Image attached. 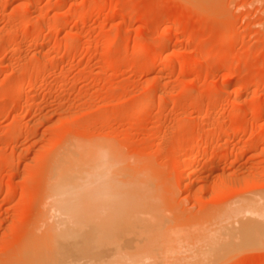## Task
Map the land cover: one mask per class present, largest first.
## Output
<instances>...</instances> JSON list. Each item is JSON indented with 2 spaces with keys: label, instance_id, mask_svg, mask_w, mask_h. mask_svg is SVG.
<instances>
[{
  "label": "rangeland",
  "instance_id": "374dc122",
  "mask_svg": "<svg viewBox=\"0 0 264 264\" xmlns=\"http://www.w3.org/2000/svg\"><path fill=\"white\" fill-rule=\"evenodd\" d=\"M65 155L129 184L134 202L110 204L131 208L128 231L177 235L179 253L165 237L142 246L144 264H264V244L237 233L264 204V0H0V264L50 238ZM79 159L70 170L87 174ZM92 181L74 199L106 211L107 182ZM98 255L64 263L109 262Z\"/></svg>",
  "mask_w": 264,
  "mask_h": 264
},
{
  "label": "bare ground",
  "instance_id": "6f19581e",
  "mask_svg": "<svg viewBox=\"0 0 264 264\" xmlns=\"http://www.w3.org/2000/svg\"><path fill=\"white\" fill-rule=\"evenodd\" d=\"M173 56V55H172ZM170 59V58H169ZM157 60V59H156ZM173 61V60H172ZM23 89H25V87H22L21 88V90H23ZM25 91V90H24ZM21 92V91H20ZM149 104V103H148ZM149 106H151L150 104H149ZM197 144V143H196ZM77 152V151H76ZM79 152H81V151H78V154H79ZM84 153V152H83ZM72 155V154H71ZM70 155V156H71ZM85 155V154H84ZM83 155V156H84ZM66 157H62V160L64 161V160H66V161H64V163L66 162H68L69 161V163H71L72 165H73V167H74V165L77 163V162H75V161H73L72 162V157H73V159L74 158H77L78 157V159H79V156H67V155H65ZM87 156V155H86ZM64 158V159H63ZM66 158V159H65ZM69 158V159H68ZM82 158H84V157H82ZM85 159H87V158H85ZM85 159H83V160H85ZM92 159V158H91ZM61 160V159H60ZM59 160V161H60ZM68 160V161H67ZM71 160V161H70ZM80 160V159H79ZM58 161V162H59ZM91 161V160H90ZM198 161H199V158L198 157H195L193 160H192V162L190 163V165L188 166V168H189V170H190V173H189V176H193L195 173H194V170H193V168L195 167V165L198 163ZM62 162V161H61ZM61 162H59L60 164H61ZM80 164H81V167L79 166V164L78 165H76V167L77 166H79L80 168H82V161L80 160ZM86 163H85V165H91L90 163H89V161H85ZM91 162H93V160L91 161ZM98 162V161H97ZM97 162H95L96 164H97ZM66 163L64 164V169H62L63 167H61V171L60 172H58V170L57 171H54L53 169V173L55 172H58V173H56V175L55 174H53V175H55L56 176V179H57V182H60V181H62V182H65V181H67V180H70V181H68L67 183L70 185V186H68V185H63V186H56L57 188V190H60V192L59 193H57V196H56V199L58 200L56 203H54L55 204V206H56V209H57V211L59 212V218L57 217V218H55V216H54V218L55 219H59L58 220V222H57V224H53V226H51L50 228V230H48L49 232L51 231V233H50V238L48 239V240H46V241H42V243H32V245L30 246V248H29V250H27V254L26 255H28V258H27V256H25V258L27 259V260H25L26 261V263L27 264H65L64 262L65 261H68L67 259H69V258H73L74 257V259L75 258H80L81 259V261L82 260H84V259H86V260H93V258L92 257H94L95 255H100V254H102V255H100V256H102V260H104V262L105 261H109V262H106L105 264H110L112 261H123L124 259L125 260H130V262L131 263H138V264H141V263H143V261L145 260V259H147V257H149V255H147V254H151L152 252H153V250H152V252H150L149 251V249L148 250H145L144 248L145 247H143L142 248V246H146V247H148V246H151L154 242H155V239H156V242L158 243V237H159V243H160V239L162 238H164L163 239V241L165 242L166 241V239H168V237L169 236H167L166 234H165V236H163V234L165 233V231H166V233H167V231L168 232H171V231H169L170 230V228H167L168 230H166L165 228H163V227H161L160 226V229L162 228V229H165V230H160V233L158 232V234H161L162 232H164V233H162L161 235L163 236H160V235H155L154 234V232L153 231H151L152 230V228L151 229H149V227H147V226H144L145 224L143 223V225H140L139 224V221H138V224H139V226H137L138 228H136V229H134L133 230V232L131 233L130 231H128V229H126L127 228V226H126V224H127V222H129L130 223V225H131V222L130 221H127V220H125L126 221V224H125V221H123V219L121 220V218L120 219H118V215L119 216H121L122 215V217H126L127 215H129L128 216V218H132V216H133V214H132V211H130V209L128 210L127 208H125L127 211L126 212H130L131 213V215H130V213L129 214H126V212H125V214H126V216L124 215L123 216V213H121V208H119L120 207V205H118L119 207H117V208H119V214H117V216L115 217V215H113L114 213H112V211L114 210H111L110 209V206L111 205H113V204H111V201L112 202H115L114 200H116V202L114 203V204H116L117 202L119 203V204H126L125 202H134L133 200H132V195H130L131 193V189H127L126 188V186L128 185L129 186V184L127 183V182H123V181H125V180H119V177H117V176H114V177H110L109 178V180H108V178H107V181H105V178L103 177V174H102V171L100 172V175H99V171L97 172L96 171V173H94V175H89L88 173L89 172H91L90 170H89V168H88V166H86L87 168H85L84 169V167L82 168V169H84V170H89L88 172H87V174H83V170H82V173H73L75 170H73L72 171V169L70 170V168H71V166L72 165H70V164H68V165H70V166H66L65 167V165H66ZM74 163V164H73ZM79 163V162H78ZM58 164V163H57ZM57 164H55V165H57ZM83 165H84V162H83ZM84 165V166H85ZM92 165H94V164H92ZM63 166V165H62ZM98 165H96V167H97ZM52 167H55V166H52ZM57 167H59V165H57L56 166V168ZM75 167V168H76ZM92 167V166H91ZM95 167V166H94ZM60 168V167H59ZM99 168V167H98ZM55 169V168H54ZM56 170V169H55ZM77 170H81V169H79L78 167H77ZM76 170V171H77ZM94 171H95V169H93ZM72 171V172H71ZM94 171H92V173L94 172ZM104 171V170H103ZM80 172V171H79ZM105 172V171H104ZM106 173V172H105ZM80 174V175H79ZM84 176H83V175ZM95 174H98L99 176H100V178L96 175L95 176ZM111 174V173H110ZM87 175H89V177L87 176ZM106 175H109V174H107L106 173ZM114 175H117V174H114ZM94 176V177H93ZM72 177V178H71ZM85 177H88V178H85ZM92 177V178H91ZM98 177V178H97ZM71 178V179H70ZM96 178V179H95ZM104 178V179H103ZM190 178V177H189ZM75 179V180H74ZM82 179V180H81ZM83 179H85V181L83 180ZM89 179V180H88ZM93 179H95V181H92ZM98 179V180H97ZM100 179H103L104 181H105V183L107 182V185H106V189H107V194L110 196V199H108L109 200V202H106V203H108V207H109V209H107L106 211L105 210H103V211H101L102 210V208H103V205H102V207H100L101 208V210H93V209H89V211L90 210H92L90 213H89V211H87L85 208L87 207V206H92V207H95V205L93 206V205H91L92 203L90 202V201H88L87 199H85V198H87L86 197V195H84V197H82V194H80V197H79V199H84V200H87V202L86 201H84L86 204H87V206H85L84 205V203H83V205L84 206H81V202H80V208L78 207L79 206V203L78 202H76V200L78 199H74V197H77L78 196V194L77 193H79V191L80 190H82L81 188H84L83 187V185H85V186H87V188L89 187V184L91 185L92 183H90L91 181L94 183L95 182V184L96 183H98V185H99V182H102V181H99ZM59 180V181H58ZM72 180H74V182H75V185H72ZM131 180V179H130ZM186 180V179H185ZM53 181H55V180H53ZM88 181V182H87ZM90 181V182H89ZM96 181H98V182H96ZM120 181H122V183H126V186L125 185H123ZM52 182V180H50V183ZM72 182V183H71ZM76 183H80L79 185L77 184L76 185ZM85 183V184H84ZM104 183V182H103ZM61 184H63V183H60V185ZM94 184V185H95ZM122 184V185H121ZM102 184L100 183V185L99 186H101ZM104 185V184H103ZM96 186H97V184L95 185V188H96ZM127 186V187H128ZM60 187V189H58ZM90 188V187H89ZM88 188V189H89ZM94 188V189H95ZM97 188H104L103 186H101V187H97ZM129 188V187H128ZM131 188V187H130ZM55 189V190H56ZM78 189H80V190H78ZM96 190V189H95ZM100 190V189H99ZM83 191V190H82ZM97 191V190H96ZM102 192H104V190H101ZM49 192H50V190H49ZM91 191H89L88 192V194L90 193ZM133 193V192H132ZM50 194V198H51V193H49ZM76 194L77 196H74V195ZM107 194H104V198H109V197H106V196H108ZM73 196V197H72ZM90 196V195H89ZM91 196L93 197V195L91 194ZM49 197V196H48ZM94 197H96L97 198V200H98V196L97 195H94ZM93 197V198H94ZM130 197V198H129ZM135 197V196H134ZM53 198H55V197H53ZM103 197H101V201L103 200L102 199ZM74 199V200H73ZM95 199V198H94ZM50 200V199H49ZM55 200V199H54ZM100 200V199H99ZM98 200V201H99ZM108 200H105V201H108ZM100 201V202H101ZM257 201H259V200H257ZM47 202V201H46ZM88 202H90V203H88ZM122 202H124V203H122ZM241 202V201H240ZM102 203H104V201H102ZM102 203H100V204H102ZM137 203V202H136ZM244 203V202H243ZM249 203V202H248ZM88 204H90V205H88ZM97 204H99V202L97 203ZM111 204V205H110ZM129 204H131V203H129ZM135 204V203H134ZM134 204H132V205H134ZM261 204H263V203H261ZM138 205V204H137ZM143 205V204H142ZM246 205H247V202H246ZM257 205V204H256ZM255 205V206H256ZM54 206V205H53ZM53 206H51L50 205V207H53ZM54 206V207H55ZM131 206V205H130ZM238 206H239V204H238ZM250 207H248L249 209H250V211H246V212H244V210H242L241 212H243L242 214H240V217H241V215L243 216V214H246L247 212H250V214H251V216L252 217H254V215L256 216V214L255 213H257V215L258 214H260V215H258L257 216V218H255L254 220H252V223H251V219L252 218H249L248 219V221L250 220V223H247V216H246V218L244 217V219L243 220H245V222L247 223V224H245V222L244 221H242V220H240V221H242V223H244V224H242L240 221V225H242V228H241V230L239 229V227H238V229H237V233L239 232V231H241L242 232V235H243V238H244V242H248L249 240H250V243L252 242V243H256V244H258V241L262 244H264V204L263 205H261L260 206V209L258 208V207H255L254 205H252L251 203H250V205H249ZM258 206V205H257ZM82 207V208H81ZM83 207H85L84 208V210H83ZM108 207H104V208H108ZM112 207V206H111ZM114 208H116V205L115 206H113ZM131 207H134V206H131ZM236 207L237 206H235V209H236ZM246 207V206H245ZM247 207L245 208V210L247 209ZM77 208H79L80 209V211L77 209ZM89 208V207H88ZM87 208V209H88ZM100 208H98V209H100ZM138 208V207H137ZM157 208V207H156ZM254 208L255 209H257V211H255L254 210ZM52 209V208H51ZM55 209V210H56ZM123 209V208H122ZM138 209H142V208H138ZM111 210V211H110ZM134 210V209H133ZM146 210V209H145ZM148 210V209H147ZM251 210H253V212H251ZM54 211V210H53ZM81 211H82V213H85V215H83L82 213H81ZM84 211V212H83ZM87 213H86V212ZM109 211L111 212L110 214L112 215V217H115L117 220H116V222H113V219L114 218H112V217H110L109 216V218H107V219H109V220H107L106 219V217H107V212L109 213ZM123 212H124V209L122 210ZM50 212H51V210H50ZM233 212V211H232ZM238 212V211H237ZM240 212V210H239V213H241ZM47 213V212H46ZM54 214H55V212H53ZM57 213V212H56ZM80 213H81V215H80ZM135 213V212H134ZM141 213V212H140ZM148 214H150L149 212H147ZM152 213H154V212H152ZM45 214V213H44ZM43 214V215H44ZM48 214V213H47ZM52 214V213H51ZM87 214V215H86ZM156 214V213H155ZM230 214V213H229ZM46 215V214H45ZM49 215V214H48ZM237 215V214H236ZM247 215V214H246ZM82 216H86V217H82ZM150 216V215H149ZM154 216V215H153ZM156 216V215H155ZM239 216V215H238ZM46 217H47V215H46ZM49 217V216H48ZM250 217V216H249ZM147 218V217H146ZM152 218V217H151ZM156 218V217H155ZM154 218V219H155ZM235 218H237V216L235 217ZM234 218V219H235ZM51 219H53V217H51ZM104 219H106V220H104ZM110 219L112 220V222H109L111 225L110 226H114L115 224H117L116 225V227H104V224L106 223L105 221H110ZM150 219V218H149ZM239 219V218H238ZM240 219H242V218H240ZM46 220V219H45ZM54 220V219H53ZM131 220V219H130ZM138 220V219H137ZM156 220H157V218H156ZM155 220V221H156ZM222 220V219H221ZM232 220V219H231ZM103 221V222H102ZM114 221H115V219H114ZM224 221V220H223ZM235 221H236V219H235ZM53 223H55L54 221H52ZM51 222V223H52ZM101 222L103 223V226L101 225ZM158 222V221H157ZM227 222H229V221H227ZM50 222H49V224H51ZM108 222H107V226H108V224H109ZM122 223H123V225L126 227H124L123 225H122ZM224 223V222H223ZM226 223V222H225ZM235 223H238V222H235ZM45 224V223H44ZM114 224V225H113ZM150 225H151V223H149ZM153 224H154V222H153ZM158 224V223H157ZM52 225V224H51ZM123 226V227H120V226ZM127 225H129V224H127ZM133 225V224H132ZM136 225V224H135ZM160 225V224H159ZM230 225H231V223H230ZM235 225V224H234ZM234 225H232V228L234 229ZM153 226V225H152ZM158 226V225H157ZM156 226V227H157ZM222 226H223V224H222ZM227 225H225V227H226ZM132 227H134V226H132ZM178 227V226H177ZM211 227V226H210ZM224 227V226H223ZM224 227V228H225ZM228 227V226H227ZM227 227L225 228V229H227ZM42 228H44V227H41V229ZM46 228V227H45ZM48 228V227H47ZM158 228H159V226H158ZM228 228H231V227H228ZM154 229V228H153ZM205 229V228H204ZM219 229V228H218ZM222 229V228H221ZM39 230V229H38ZM127 232H126V231ZM130 230V229H129ZM158 230V229H157ZM156 230V231H157ZM172 230V229H171ZM231 229H229V231H230ZM48 231L46 232V235H47V238H48ZM196 231V230H195ZM223 231V230H222ZM228 231V230H227ZM233 231H235V230H233ZM174 232V231H173ZM48 233V234H47ZM181 233V232H180ZM189 233V232H188ZM213 234H216V233H214V232H212ZM224 233V232H223ZM222 232L220 233V234H223ZM227 233H230V232H227ZM226 233V234H227ZM240 233V232H239ZM37 234V233H36ZM208 234V233H207ZM232 234V233H231ZM236 234V233H235ZM174 235V234H173ZM209 235H210V232H209ZM233 235V234H232ZM171 236V235H170ZM175 236H177V235H174V237L172 236V238H171V240H168V241H166V243H168V244H166L165 243V245L166 246H168L167 248L169 249L168 251L170 252V253H174V252H176L177 251V249H178V246L179 245H177L178 243H177V241H178V239L176 238L175 239ZM190 236V235H189ZM212 236V235H211ZM214 236V235H213ZM161 237V238H160ZM216 237V236H215ZM236 237V236H235ZM241 237V236H240ZM33 238V237H32ZM39 238V237H38ZM43 238H45V237H43ZM42 238V239H43ZM202 238V237H201ZM217 238V237H216ZM223 238H225V237H223ZM233 239H234V236L232 237ZM214 239V238H213ZM213 239H212V242H213ZM227 239V238H226ZM240 239H242V238H240ZM29 240V239H28ZM31 240V239H30ZM36 240V239H35ZM44 240V239H43ZM32 241V240H31ZM163 241L161 240V242L163 243ZM242 241V242H243ZM257 241V242H256ZM224 242H225V240H224ZM156 243V244H157ZM159 243H158V247H159ZM210 243H211V241H210ZM209 243V245H211ZM230 243V242H229ZM240 243V242H239ZM31 244V243H30ZM225 244V243H224ZM25 245H26V243H25ZM183 245V244H182ZM205 245V244H204ZM217 245V244H216ZM230 245V244H229ZM238 245V244H237ZM240 245V244H239ZM157 246V245H156ZM192 246V245H191ZM228 246V244L226 245L225 244V249H226V247ZM231 246V245H230ZM230 246H228V248L230 247ZM241 246V245H240ZM75 248L74 250H70V249H68V248ZM161 247H163L162 245H161ZM180 247V246H179ZM196 247V246H195ZM206 247H207V245H206ZM209 247V246H208ZM207 247V249L208 250H206V254H207V252L209 251V248ZM216 246L214 245V248H212V246H210V251L209 252H211L212 250H214V251H216V252H218L217 250V247L215 248ZM149 248V247H148ZM188 248V247H187ZM224 247H222V249H223ZM228 248H227V251H228ZM232 248H233V246H232ZM180 249V248H179ZM190 249V248H189ZM196 249V248H195ZM206 249V248H205ZM229 249H231V248H229ZM185 250V249H184ZM190 250H192V248L190 249ZM201 250V249H200ZM220 250V249H219ZM232 250V249H231ZM231 250H229V251H231ZM233 250H235V249H233ZM24 251V250H23ZM186 251V250H185ZM201 251H204V248H203V250H201ZM201 251L199 252L198 251V254L199 255H201L202 253H201ZM155 252V251H154ZM213 252V251H212ZM24 253H26V252H24ZM98 253V254H97ZM176 253H179V251L178 252H176ZM189 253V252H188ZM201 253V254H200ZM186 254V253H185ZM209 254V253H208ZM208 254H207V257H208ZM218 254V253H217ZM87 255H92V257H90V256H87ZM98 255V257H99V259H100V256ZM196 255V254H195ZM205 255V254H204ZM203 254L201 255V256H204ZM209 255H211V254H209ZM80 256V257H79ZM84 256V257H83ZM174 256V255H173ZM176 256V255H175ZM178 256V255H177ZM181 256L182 255H180L178 258H177V261H176V263H181L182 264V262H183V260L185 259V258H181ZM187 256V255H186ZM193 256V255H192ZM201 256H199V257H201ZM98 257H96V258H98ZM154 257V256H153ZM170 257H171V255H170ZM188 257V256H187ZM191 257V256H190ZM190 257H188L187 259H190ZM211 257V256H210ZM24 258V257H23ZM88 258V259H87ZM90 258V259H89ZM95 258V259H96ZM152 258V257H151ZM156 258H158V256L156 257ZM159 258H160V256H159ZM162 258V257H161ZM167 258V257H166ZM181 258V259H180ZM194 258V259H193ZM193 258H191V260L193 259V260H200L199 258H195L194 256H193ZM215 258V257H214ZM150 259V258H149ZM153 259V258H152ZM173 259V258H172ZM186 259V260H187ZM201 259H203V258H201ZM213 259V258H212ZM75 260H77V259H75ZM75 260H73V263H74V261ZM79 260V259H78ZM78 260H77V262H78ZM165 260V259H164ZM167 260H168V258L166 259V261L165 262H167ZM171 260V259H170ZM174 260V259H173ZM210 260V259H209ZM80 261V260H79ZM94 261V260H93ZM150 261V260H149ZM152 261H155V259L154 260H152ZM151 261V262H152ZM161 261V260H160ZM172 261V260H171ZM185 261V260H184ZM190 261V260H189ZM202 261V260H201ZM204 261V260H203ZM203 261L201 262V263H203ZM88 261H86V263H87ZM97 262V261H96ZM150 262V263H151ZM163 262V261H162ZM186 262V261H185ZM184 262V263H185ZM211 262H212V260H211ZM215 262V261H214ZM85 263V261L83 262V264ZM95 263V262H94ZM98 263V262H97ZM146 263V262H145ZM156 263V262H155ZM157 263H159V262H157ZM210 263V262H209ZM70 264V263H69ZM112 264V263H111ZM118 264V263H117ZM144 264V263H143ZM175 264V263H174ZM189 264H191L190 262H189Z\"/></svg>",
  "mask_w": 264,
  "mask_h": 264
}]
</instances>
